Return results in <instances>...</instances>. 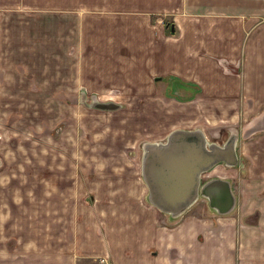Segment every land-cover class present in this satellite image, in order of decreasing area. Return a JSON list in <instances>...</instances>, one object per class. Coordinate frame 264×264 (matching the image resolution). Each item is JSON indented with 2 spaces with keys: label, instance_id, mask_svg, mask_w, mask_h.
<instances>
[{
  "label": "crops",
  "instance_id": "1",
  "mask_svg": "<svg viewBox=\"0 0 264 264\" xmlns=\"http://www.w3.org/2000/svg\"><path fill=\"white\" fill-rule=\"evenodd\" d=\"M5 22L9 38L3 36ZM6 59L16 72L13 93L33 83L30 76L35 92L41 68L56 71L57 82L42 94L51 98L45 100L51 108L61 109L64 92L81 90L101 102L140 109L129 129L141 125L157 133L162 106L171 102L176 130H200L208 142L220 135L223 143H214L223 145L226 128L241 123L243 131L251 130L241 137L255 140L254 152L264 150V0H0V83ZM174 87L178 96L170 92ZM121 151L107 156L128 157ZM235 151L236 165L220 161L204 179L227 180L232 189L240 161L236 144ZM143 154L139 176L129 169L133 175L110 179L125 171L121 161L119 171L100 165V173L110 174L101 182L91 179L94 186L82 194L36 190L40 210L25 205L26 212L11 213L20 222H0V264H98L101 256L114 264H264V229L249 224L243 204L239 212L220 214L199 196L171 216L150 203ZM125 179L137 185L135 195L120 194ZM51 182L11 181L8 187L20 190L12 199L31 202L28 189ZM61 203L62 212L49 211V204Z\"/></svg>",
  "mask_w": 264,
  "mask_h": 264
},
{
  "label": "rangeland",
  "instance_id": "2",
  "mask_svg": "<svg viewBox=\"0 0 264 264\" xmlns=\"http://www.w3.org/2000/svg\"><path fill=\"white\" fill-rule=\"evenodd\" d=\"M4 29L3 36L9 38L10 28L7 23ZM20 31L21 29L18 30V32ZM7 46H9L8 43ZM7 52H9V47ZM48 62L49 60L46 61V63ZM15 64L21 65L18 61ZM52 64H55V61ZM2 71L4 72L0 83V222L2 223L5 220H10L9 222L14 220V223H17V218L11 213L16 215L26 212L25 205L29 207L30 211L40 210L41 204L34 194L36 190H38L37 193H42L44 190L66 197V194H71V190L79 195L93 187L94 184H91L93 178L94 181L99 182L106 180L105 174L110 173H100L98 167L102 164L110 165L111 171H119L120 162L127 163L125 171L111 173L110 179L113 180L118 174L133 175V171L139 176L140 155L144 146L152 142H164L167 136L178 127L177 117L174 113L172 114V111L177 108L171 106V102H166V105L162 106V114L158 118L157 133L145 131L141 125H138L136 129H129L130 119L135 115L139 116L140 109L121 106L116 110H100L86 107L81 101L90 103L91 95L85 94L81 90L78 93L64 92V95L59 98L61 109H58V106L51 108L46 105L51 101V98H45V103L42 94L45 87L57 82L56 71L41 68V72L37 76L39 74L43 76L38 82L37 90L33 91L35 81L30 76L33 83L25 86L26 88L18 93L12 92L16 72L9 70L8 59L3 60ZM17 75L18 79L22 78L24 71H17ZM67 75L68 73H66ZM73 93L75 95H72ZM72 105H82L83 107L72 108ZM74 114L77 115V118ZM180 116H185V113ZM81 120L83 123H80ZM182 125L187 127L190 124L183 123L179 126ZM245 126L239 123L225 127L226 136L228 138L232 136L235 139L240 158L239 164L235 168L236 177L232 181L235 200L229 214L241 211L240 208L243 204L244 209L251 213L248 217L249 224H257L264 229V150L254 152L256 150L255 140L241 137L244 133L251 134V130L243 131ZM215 128L218 131L220 127ZM99 136L101 139L97 138ZM222 139L224 138L220 135L213 138L214 142L217 140L221 144L223 143ZM253 146L254 150H251ZM101 147H103L102 154L94 155L96 149H101ZM119 151L126 152L128 157L107 156L112 153L119 154ZM113 168L118 169L114 170ZM129 169L133 171L131 172ZM100 175H103L104 179ZM202 178L204 179L203 175ZM40 180L55 182H51L48 188L42 189L33 186L28 189L33 190L35 196L31 202L29 198L27 202L12 199L10 194L16 197L20 194V190L10 189L8 186L11 185V181L14 183L29 181L36 184ZM229 180L231 181V179ZM71 182L75 183L71 184ZM136 186L131 180L125 179L120 194L133 196L136 194L134 191ZM24 193L26 190L23 191ZM92 194L93 192L89 195L92 196ZM115 194H118V190ZM86 201L89 202V200ZM48 206L51 212L64 210L62 203L59 205L49 204ZM20 217L18 216V218ZM4 226L5 229L11 227L6 223Z\"/></svg>",
  "mask_w": 264,
  "mask_h": 264
},
{
  "label": "water",
  "instance_id": "3",
  "mask_svg": "<svg viewBox=\"0 0 264 264\" xmlns=\"http://www.w3.org/2000/svg\"><path fill=\"white\" fill-rule=\"evenodd\" d=\"M90 99V103H81L100 110L122 106L113 101H98L95 95ZM220 161L237 164L234 137L217 145L208 142L200 130L178 129L164 142L146 144L141 173L148 187V200L164 213L176 216L203 196L210 209L228 213L235 200L230 183L217 177L202 178Z\"/></svg>",
  "mask_w": 264,
  "mask_h": 264
},
{
  "label": "built area",
  "instance_id": "4",
  "mask_svg": "<svg viewBox=\"0 0 264 264\" xmlns=\"http://www.w3.org/2000/svg\"><path fill=\"white\" fill-rule=\"evenodd\" d=\"M98 264H114V262L108 256H101L98 258Z\"/></svg>",
  "mask_w": 264,
  "mask_h": 264
},
{
  "label": "flooded vegetation",
  "instance_id": "5",
  "mask_svg": "<svg viewBox=\"0 0 264 264\" xmlns=\"http://www.w3.org/2000/svg\"><path fill=\"white\" fill-rule=\"evenodd\" d=\"M170 92H172V95H174V96H178L179 94H180V92L181 91H179L176 87H174L173 89H172V91H170ZM180 98H181V96H180ZM208 178H206V179H204V180H207Z\"/></svg>",
  "mask_w": 264,
  "mask_h": 264
}]
</instances>
